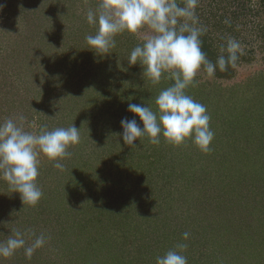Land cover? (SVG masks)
Wrapping results in <instances>:
<instances>
[{
    "label": "rangeland",
    "instance_id": "374dc122",
    "mask_svg": "<svg viewBox=\"0 0 264 264\" xmlns=\"http://www.w3.org/2000/svg\"><path fill=\"white\" fill-rule=\"evenodd\" d=\"M98 3L0 0V68L7 72L0 123L23 115L25 130L38 132L54 127L59 114L66 120L62 127H70L73 113L82 126L80 143L69 147L63 170L75 166L74 151L86 158L82 148L93 162L76 166L87 169L88 178L71 183L41 156L36 183L43 195L29 208L0 176V242L16 229L30 230L26 247L46 237L31 258L22 248L0 264H156L157 256L181 243L187 244L181 252L187 264H248L252 248L256 264H264V0H198L207 59L215 63L229 37L243 49L235 68L217 69L215 78L201 69L186 89L211 118L208 153L191 139L180 146L163 138L153 145L147 137L134 141L136 148L123 143L120 120L132 118L128 104L155 110L156 96L172 81L153 86L139 64L129 66L141 34L117 35L105 56L88 49L85 37L96 29L86 13ZM8 72L14 79L26 73L27 86L24 74L11 83ZM38 91L46 104L35 102ZM70 239L77 243L73 252ZM56 246L67 248L61 252L73 261L59 256Z\"/></svg>",
    "mask_w": 264,
    "mask_h": 264
},
{
    "label": "clouds",
    "instance_id": "9594fccd",
    "mask_svg": "<svg viewBox=\"0 0 264 264\" xmlns=\"http://www.w3.org/2000/svg\"><path fill=\"white\" fill-rule=\"evenodd\" d=\"M197 6L198 0H186L183 6L177 0H99L95 10L87 11L86 22L96 29L94 35L85 37L89 50L105 56L116 47L117 35L141 34L142 42L129 54V66L139 64L153 86L162 80L172 81L156 96L155 110L145 104H128L132 118L120 120L125 145L136 148L133 142L144 137L153 145L163 138L173 146L191 139L201 152L211 151V118L206 107L188 95L186 89L195 86L201 69L208 78H215L217 69L225 72L229 66L235 68L243 49L239 41L229 37L216 62L209 61L201 41L207 29L196 15ZM3 7L0 4V10ZM24 119L20 115L0 123V176L12 192L20 195L23 204L35 206L43 195L36 183L40 157L63 171L61 161L70 157L69 147L80 143V129L72 124L53 130L41 126L38 132H30L23 126ZM29 232L13 230L6 241L0 242V258H9L22 248L25 256L31 258L36 249L44 246L46 237L36 236L26 247L25 236ZM188 236L187 232L183 234L184 239ZM186 248L187 244L176 245L157 256L156 264H187V257L181 254Z\"/></svg>",
    "mask_w": 264,
    "mask_h": 264
},
{
    "label": "trees",
    "instance_id": "16d2710c",
    "mask_svg": "<svg viewBox=\"0 0 264 264\" xmlns=\"http://www.w3.org/2000/svg\"><path fill=\"white\" fill-rule=\"evenodd\" d=\"M18 57H19V59L22 61V62H24V61H26L27 63L29 62V60H27V54L25 53V54H21L20 55V53L18 54ZM206 57H207V55H206ZM25 62V63H26ZM17 67V66H16ZM26 67L28 68V66H27V64H26ZM29 69V68H28ZM14 70H16V68L14 69ZM32 72V71H31ZM7 72H5V70L3 69V68H0V96L2 95V87L1 86H4L5 85V81L2 79L3 77H4V75H7L6 74ZM9 73V72H8ZM24 74V76H25V78L23 79V83L25 84V86L24 87H26L27 86V82H28V80L29 79H26V77H27V75H26V73H24V72H22V73H20V72H18V74L15 76V79H14V77L12 76V74H11V72L9 73V75H10V79H11V83L12 82H15L16 81V79L17 78H19L20 76L21 77H23L22 75ZM39 92V91H38ZM39 95H42L40 92L38 93ZM37 96V99H35V102H39L40 104H46V101H45V99H43V95H42V98H40V96ZM40 100H42L41 102H40ZM34 102V103H35ZM36 107V106H35ZM66 108V110L68 111V109H69V107H65ZM30 110V109H29ZM29 110H28V112H29ZM70 113V111L68 112V114ZM87 113V112H86ZM56 115V114H55ZM69 115H71V125L72 124H74V126L75 127H77L78 129H82V126L80 125V124H78L77 122H76V119H74V114L73 113H71V114H69ZM63 115H61L60 116V114L59 115H57V117L52 121V124H54V125H51V126H54V127H52L50 130H53V129H55V128H60V127H62L64 124H65V122H66V120L65 119H63V117H62ZM62 117V118H61ZM64 128V127H63ZM260 131V135H262V133L264 132V129H260L259 130ZM263 136V135H262ZM79 151L81 152V150L79 149ZM74 153H75V155H76V157L73 159V164L75 163V166H73L72 164V168L70 169V170H68V171H66V170H63V173H65V174H67L68 176H69V180L71 181V183H72V181H73V183H81V182H83L84 180L83 179H85L86 177L88 178V176L86 175L87 174V169L86 170H84V169H79V168H84V167H88L89 168V166H92L93 164V162H91L90 160L88 161L87 159H90V153H88V151L86 150V149H84V148H82V156H86V158L84 159V158H82L81 159V155H80V153H78V152H76V151H74ZM95 154V153H94ZM93 159H95V157H93ZM180 162L181 161V159H179V157H177V162ZM176 162V163H177ZM76 166H78L79 168H76ZM54 171V170H53ZM67 179V178H66ZM68 180V179H67ZM91 182V181H90ZM42 193H43V191H42ZM29 205H27V207L26 208H29L28 207ZM61 207H63V205L61 206ZM73 223V222H72ZM70 225V229H73L74 227H73V224H68L67 226H69ZM75 226V225H74ZM66 242V241H65ZM68 243H67V247L68 248H70L71 246H73V245H76L77 243H71L72 241H71V239H70V241H67ZM57 247V246H56ZM61 247V246H60ZM58 249H59V246L57 247V252H58V255L60 256V255H62L61 257H67V255H63V252H61V250H67V248H64V249H62L61 248V250H60V252L58 251ZM53 250V249H52ZM69 251H72L71 250V248H70V250ZM80 251V250H79ZM166 251H168V250H166ZM56 252V253H57ZM73 252V251H72ZM251 253H253V254H250V257H248L249 258V263L248 264H256V257L258 258V254L256 253V248H252L251 249ZM67 259H68V257H67ZM74 259V258H73ZM73 260H70V259H68V262H72Z\"/></svg>",
    "mask_w": 264,
    "mask_h": 264
}]
</instances>
